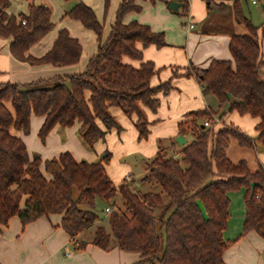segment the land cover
Segmentation results:
<instances>
[{"label":"trees","instance_id":"1","mask_svg":"<svg viewBox=\"0 0 264 264\" xmlns=\"http://www.w3.org/2000/svg\"><path fill=\"white\" fill-rule=\"evenodd\" d=\"M242 1L208 0V5L220 9L229 6L245 28L230 33L232 58H213L204 68L190 65L181 73L193 72L202 94L212 96L217 109L256 116V135L249 137L231 123L214 128L211 114L217 110L210 106L192 110L191 118L178 122L179 133L192 138L180 146V157L156 152L142 179L156 183L159 190L144 191L131 189L126 180L115 186L104 168L106 156L103 161H76L64 150L44 159L41 169L39 155L30 157L21 137L10 131L12 127L28 132L30 113L43 115L38 129L41 139L55 123L66 126L76 119L80 121L79 136L90 147L106 129L118 126L109 111L110 105H117L128 115L136 113L138 137H145L147 121L140 104L154 110L156 92H167L170 87L169 80L149 84L154 72L151 60H140L137 66L122 60L124 55L141 59L137 42L141 46L165 43L161 31L135 19L121 20L126 11L140 8L134 0H120L103 40L101 24L89 5L77 0L68 8L64 14L90 27L99 40L84 69L0 84V224L14 214L24 224L39 215L60 212L61 227L74 248H80L83 243L78 235L98 219L92 207L100 197L110 207L109 228L97 224L90 241L105 249L116 245L137 251L140 258L131 264H226L222 252L228 241L222 232L227 226L228 192L242 188L240 234L254 230L264 239V166L257 161L250 167L245 158L232 160L225 150L230 139L244 146H252L253 141L264 145V79L257 76L259 67L264 70V22L258 33V26L245 16ZM8 3L0 0V35L11 37L12 55L30 63L66 64L78 59L80 43L65 28L58 29L42 55L26 53L53 25L50 10L43 3H30L27 13L12 14L5 10ZM44 82L50 84H40ZM218 112L220 118L222 111ZM205 119L212 124L204 125ZM209 175L214 178L203 182ZM116 195L120 206L114 200Z\"/></svg>","mask_w":264,"mask_h":264},{"label":"crops","instance_id":"2","mask_svg":"<svg viewBox=\"0 0 264 264\" xmlns=\"http://www.w3.org/2000/svg\"><path fill=\"white\" fill-rule=\"evenodd\" d=\"M76 1L9 0L5 9L7 13H27L30 3H43L50 10L53 25L28 46L26 53L42 55L51 47L59 28H65L69 35L78 40L80 53L78 59L72 63H30L12 55L9 50L11 37L0 35V84L6 81L24 83L77 73L84 69L88 59L95 53L99 40L90 27L83 25L79 19L64 14ZM81 1L93 9L102 27L103 40L109 32L120 0H109V10L102 15L98 14L96 8L103 4V0ZM169 1L134 0L140 8L126 11L121 18L123 22L135 19L147 24L151 30L161 31L165 41L161 46H141L137 42L136 46L141 49V59L122 56L124 62L134 66L140 60L149 59L153 62L154 72L149 77L150 85L169 80L170 87L167 92H156L158 104L154 110L140 104L147 121L146 136L138 137L135 127L136 113L128 115L117 105H110L109 111L118 126L113 125L106 129L103 136L96 139L90 147L79 136L80 121L75 119L66 126L55 123L44 139H41L38 129L43 115L30 113L28 132L24 133L12 127L10 131L21 137L30 157L33 153L39 155L41 169L44 159L57 156L64 150L69 151L76 161L102 160L106 156L105 161H102L112 183L117 186L126 180L131 189L138 190L137 187L148 183L142 176L147 172V164L157 151L180 157V146L191 137L189 134H182L185 141L177 143L175 136L179 134L178 122L191 118L192 110L213 107L215 104L212 96L202 94L193 72L188 75L181 72L190 65L204 68L213 58L231 59L228 48L230 33L244 31L245 28L240 30L242 23L235 19L229 6L220 9L212 3L208 5V0H185L182 5V0H176L181 4L175 11L169 8ZM224 1L229 4L231 0ZM256 2L257 0H244L246 5ZM260 6L264 10V0ZM245 16L251 18L250 13ZM188 23H192V27H188ZM262 23L257 24L258 33ZM259 68L261 79H264V70ZM5 103L11 108L8 101ZM219 119L220 122L213 123V126L225 125L222 118ZM257 121L256 116L248 113L239 114L236 110L228 113L227 122L237 126L249 137L256 135ZM97 122L99 126H103L100 121ZM252 144L255 149L262 146L256 157L264 166V145L256 141ZM231 192L232 190L228 192L227 226L222 232L228 244L222 252V258L226 264H264L263 255L260 254L264 253V239L254 230L240 234L244 215L243 190L242 193H237L234 207L231 203ZM117 199L118 195L114 197L116 203ZM61 215L60 212L42 214L24 224L17 215H11L5 224H0V264H131L140 258L139 253L134 250H124L116 245L105 249L92 243L90 240L93 231L81 232L78 237L83 246L74 248L69 234L60 225Z\"/></svg>","mask_w":264,"mask_h":264},{"label":"rangeland","instance_id":"3","mask_svg":"<svg viewBox=\"0 0 264 264\" xmlns=\"http://www.w3.org/2000/svg\"><path fill=\"white\" fill-rule=\"evenodd\" d=\"M69 2V0H65V2ZM109 0H106V4H105V0H103V4L100 5V7L96 8V11L98 12V14L102 15L105 14L107 10H109V4H108ZM263 2V0H257V2L255 4H245L244 1L241 2V6H242V10L245 14L250 13V20L253 24L257 25L259 22H264V10L261 8L260 3ZM244 26L242 24H240V30H243ZM259 69H257V76L259 78H261V73L259 72ZM40 84H50L48 83H40ZM214 110H219L222 111L220 118H222V123L226 124L228 123V110H224L222 109H217L215 105H213ZM214 113L211 114L212 115V123L215 122H220V119H218V121L213 120L214 117H218V114ZM218 112V113H219ZM211 123V124H212ZM217 126L214 125L213 127L215 128ZM189 136L192 138L191 134H189ZM253 145V144H252ZM262 147V146H261ZM260 146L257 147L255 149L254 146H244V145H239L234 139H230L226 145V154L232 159V160H237L239 158H245L248 165L250 167H254L256 166V162H257V151L260 150L261 148ZM214 175H209L207 178H205L203 180V182H206L212 178ZM138 186V185H137ZM138 190L143 191V190H159V186L156 183H152V184H146L144 183L142 186L137 187ZM242 188L237 189V190H232L230 197H231V203H232V207H234L236 205V195L237 193H242ZM76 193V190L73 191V194ZM117 203L120 206L121 200L120 198L117 199ZM108 205V202H106L104 199L97 197L94 206L92 207V209L98 214V219L96 221H94V223L92 225H90L86 231H93L94 227L99 224L102 225L103 227H105L106 229L109 228V224H108V220H107V213L104 211V207ZM82 207H87L86 205L82 204ZM263 255V260H264V253H260ZM148 264V263H145Z\"/></svg>","mask_w":264,"mask_h":264},{"label":"water","instance_id":"4","mask_svg":"<svg viewBox=\"0 0 264 264\" xmlns=\"http://www.w3.org/2000/svg\"><path fill=\"white\" fill-rule=\"evenodd\" d=\"M181 4V2H179V1H176V0H170L169 2H168V6H169V8L170 9H172V10H177V8H178V6ZM175 140L177 141V143H179V144H181V143H183L184 141H185V139H184V137H183V135L181 134V133H179V134H177L176 136H175Z\"/></svg>","mask_w":264,"mask_h":264},{"label":"built area","instance_id":"5","mask_svg":"<svg viewBox=\"0 0 264 264\" xmlns=\"http://www.w3.org/2000/svg\"><path fill=\"white\" fill-rule=\"evenodd\" d=\"M250 1H251V2H255V0H250ZM22 21H23V20H22ZM187 26H188V27H192V23H188ZM218 119H219V118H217V117H214V118H213V120H215V121H218ZM203 124H204V125H210V124H211V120H209V119H205V120L203 121ZM127 179H128V178H127ZM109 210H110V207H109V206H105V207H104V211H105V212H108Z\"/></svg>","mask_w":264,"mask_h":264}]
</instances>
